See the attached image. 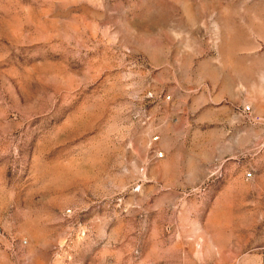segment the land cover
Returning <instances> with one entry per match:
<instances>
[{"label":"rangeland","instance_id":"1","mask_svg":"<svg viewBox=\"0 0 264 264\" xmlns=\"http://www.w3.org/2000/svg\"><path fill=\"white\" fill-rule=\"evenodd\" d=\"M0 264H264V0H0Z\"/></svg>","mask_w":264,"mask_h":264},{"label":"built area","instance_id":"2","mask_svg":"<svg viewBox=\"0 0 264 264\" xmlns=\"http://www.w3.org/2000/svg\"><path fill=\"white\" fill-rule=\"evenodd\" d=\"M158 157L161 158L162 157V154H158Z\"/></svg>","mask_w":264,"mask_h":264}]
</instances>
